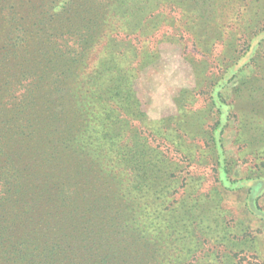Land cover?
Masks as SVG:
<instances>
[{
	"label": "rangeland",
	"instance_id": "1",
	"mask_svg": "<svg viewBox=\"0 0 264 264\" xmlns=\"http://www.w3.org/2000/svg\"><path fill=\"white\" fill-rule=\"evenodd\" d=\"M0 264H264V0H0Z\"/></svg>",
	"mask_w": 264,
	"mask_h": 264
}]
</instances>
